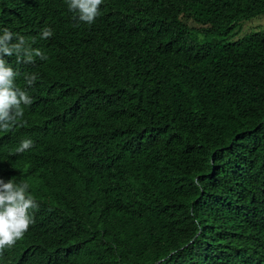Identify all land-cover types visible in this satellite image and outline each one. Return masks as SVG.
<instances>
[{
    "label": "trees",
    "instance_id": "trees-1",
    "mask_svg": "<svg viewBox=\"0 0 264 264\" xmlns=\"http://www.w3.org/2000/svg\"><path fill=\"white\" fill-rule=\"evenodd\" d=\"M100 13L89 26L66 0H0V29L48 57H4L33 103L0 131V178L38 209L0 264H264V32L228 41L264 0Z\"/></svg>",
    "mask_w": 264,
    "mask_h": 264
},
{
    "label": "clouds",
    "instance_id": "clouds-1",
    "mask_svg": "<svg viewBox=\"0 0 264 264\" xmlns=\"http://www.w3.org/2000/svg\"><path fill=\"white\" fill-rule=\"evenodd\" d=\"M66 3L69 11L78 14L80 22L90 26L101 15L103 0H66ZM52 36L51 28L41 30V39L46 40ZM34 43L35 39L29 42L24 36L8 28L0 29V131H11L18 124L23 126L24 110L33 103L27 88L16 84L20 73L4 57L15 56L17 63L24 64H33L35 58L47 60L48 57L40 49L32 47ZM37 79L35 73L24 75L28 87H32ZM32 147L33 141L25 139L21 141L17 151L22 153ZM28 189L27 183L17 184L14 178L7 181L0 178V253L22 239L34 223L32 213L38 209V203Z\"/></svg>",
    "mask_w": 264,
    "mask_h": 264
},
{
    "label": "rangeland",
    "instance_id": "rangeland-1",
    "mask_svg": "<svg viewBox=\"0 0 264 264\" xmlns=\"http://www.w3.org/2000/svg\"><path fill=\"white\" fill-rule=\"evenodd\" d=\"M255 32H264V16H259L257 18L251 19V20L243 23L241 26V31L238 30V33L234 37L230 38L228 41L229 42L236 41L238 39L243 38L244 36H247V35H249L251 33H255ZM189 34H190L189 35L190 40L192 42L202 43V42L213 41L212 36H207V37L203 36L202 33L195 30L192 26H191V29L189 31Z\"/></svg>",
    "mask_w": 264,
    "mask_h": 264
}]
</instances>
